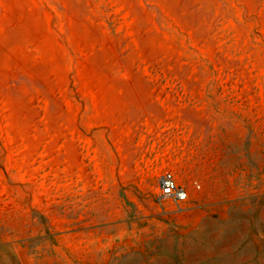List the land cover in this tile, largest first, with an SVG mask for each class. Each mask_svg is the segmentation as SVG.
I'll use <instances>...</instances> for the list:
<instances>
[{
    "label": "rangeland",
    "instance_id": "rangeland-1",
    "mask_svg": "<svg viewBox=\"0 0 264 264\" xmlns=\"http://www.w3.org/2000/svg\"><path fill=\"white\" fill-rule=\"evenodd\" d=\"M179 151L226 185L203 227L237 252L212 264H264V0H0V264H82L107 181L137 231L125 173Z\"/></svg>",
    "mask_w": 264,
    "mask_h": 264
},
{
    "label": "crops",
    "instance_id": "crops-1",
    "mask_svg": "<svg viewBox=\"0 0 264 264\" xmlns=\"http://www.w3.org/2000/svg\"><path fill=\"white\" fill-rule=\"evenodd\" d=\"M176 158L172 174L187 192L182 211L176 212L166 207L163 212L157 203V176L162 171L158 170V166L162 159H157L155 167H149L141 173L130 167L124 177V194L139 206V220L146 224L137 231L116 228V217L109 208L116 198L115 187L109 181L104 182L98 193H95L98 196L96 203L101 207L95 213V253L90 256L70 254L71 257L82 261V264H86L84 260L94 261V264H132L135 258L129 247L134 244L138 246L135 250L139 249V256L135 259L139 264H180L184 261L212 264L228 262L229 258L233 260L229 253L237 252V232L227 227H203V222L211 220L213 211L221 209V206L227 210L225 198L219 191L226 186L221 171H197V163L205 165L209 162L197 161L195 154L190 151H179ZM219 165L221 167V161L216 164ZM210 189L217 190L215 195L208 193ZM135 235L139 240L133 243L132 236ZM117 237H120L119 242L116 241ZM115 244L124 246V249L122 246L118 249L123 256L118 254L120 256L115 258L112 252L107 251L116 248ZM97 249L105 251L97 253ZM66 257L69 259L68 254Z\"/></svg>",
    "mask_w": 264,
    "mask_h": 264
},
{
    "label": "built area",
    "instance_id": "built-area-1",
    "mask_svg": "<svg viewBox=\"0 0 264 264\" xmlns=\"http://www.w3.org/2000/svg\"><path fill=\"white\" fill-rule=\"evenodd\" d=\"M157 203L163 212L167 205H171L172 210L179 212L184 209L187 200L186 190L177 183L173 174L168 170H162L157 176Z\"/></svg>",
    "mask_w": 264,
    "mask_h": 264
}]
</instances>
